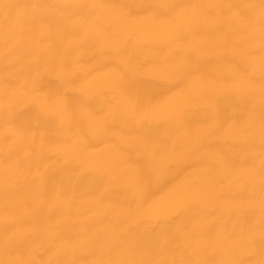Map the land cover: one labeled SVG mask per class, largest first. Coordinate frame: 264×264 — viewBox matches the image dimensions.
<instances>
[{"label": "bare ground", "instance_id": "obj_1", "mask_svg": "<svg viewBox=\"0 0 264 264\" xmlns=\"http://www.w3.org/2000/svg\"><path fill=\"white\" fill-rule=\"evenodd\" d=\"M0 264H264V0H0Z\"/></svg>", "mask_w": 264, "mask_h": 264}]
</instances>
